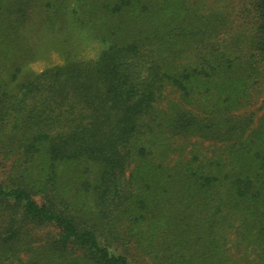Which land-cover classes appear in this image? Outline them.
Here are the masks:
<instances>
[{
	"label": "trees",
	"instance_id": "16d2710c",
	"mask_svg": "<svg viewBox=\"0 0 264 264\" xmlns=\"http://www.w3.org/2000/svg\"><path fill=\"white\" fill-rule=\"evenodd\" d=\"M0 264H264V0H0Z\"/></svg>",
	"mask_w": 264,
	"mask_h": 264
},
{
	"label": "rangeland",
	"instance_id": "374dc122",
	"mask_svg": "<svg viewBox=\"0 0 264 264\" xmlns=\"http://www.w3.org/2000/svg\"><path fill=\"white\" fill-rule=\"evenodd\" d=\"M41 17H36L25 31L29 45L35 47L36 57L28 63L22 74H39L44 70L67 64L71 61L88 62L96 60L106 49V45L99 43L92 37L91 31L79 30L74 25L67 31L53 32L46 25H41ZM66 42V43H65ZM14 87L10 86V90ZM91 174L95 176L98 167L87 162Z\"/></svg>",
	"mask_w": 264,
	"mask_h": 264
}]
</instances>
